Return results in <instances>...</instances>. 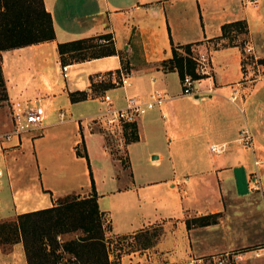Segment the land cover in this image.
Returning a JSON list of instances; mask_svg holds the SVG:
<instances>
[{"label":"crops","instance_id":"1","mask_svg":"<svg viewBox=\"0 0 264 264\" xmlns=\"http://www.w3.org/2000/svg\"><path fill=\"white\" fill-rule=\"evenodd\" d=\"M42 3L54 39L0 49V222L67 195L88 197L93 183L104 236L133 240L161 227L142 253L125 254L136 264H194L197 257L264 241V230H256L264 225L252 218L254 199L264 215V76L251 78L241 52L243 44L251 46L264 73V0ZM235 20L244 22L245 32L229 41L221 25ZM105 32L116 52L72 62L67 56L63 76L57 43ZM183 44L211 56V73L193 95L181 93L177 70L162 65L172 45ZM124 65L130 84L107 88L114 105H122L126 94L149 97L156 88L167 94L135 123L131 140L127 124L104 123L107 103L91 86L100 83L95 74ZM80 90L87 97L72 101L69 92ZM37 105L43 108L40 124L20 128L24 112ZM240 129L249 132V145L237 141ZM212 143L224 149L214 154ZM212 213L222 216L186 224ZM5 244L0 264H29L21 239Z\"/></svg>","mask_w":264,"mask_h":264},{"label":"trees","instance_id":"2","mask_svg":"<svg viewBox=\"0 0 264 264\" xmlns=\"http://www.w3.org/2000/svg\"><path fill=\"white\" fill-rule=\"evenodd\" d=\"M245 32L244 22L235 20L221 25V35L229 41L235 33ZM54 39L50 14L45 11L42 0H0V49ZM189 44L172 45L169 58L162 60L167 70H177L182 78L185 72L196 76L191 58L184 54ZM61 63L81 61L116 52L110 32L57 43ZM125 66V65H124ZM93 89L100 94L108 83L91 82ZM0 87L3 79L0 74ZM72 101L87 97L86 91L69 92ZM128 139L136 138L135 123L125 126ZM92 194L78 198L65 196L58 204L23 212L16 219L0 222V244L22 240L29 264H110L104 250V228L102 212L98 207L97 194L92 183ZM214 214V213H212ZM198 218L197 225L208 224V216ZM188 227L195 224L186 220ZM88 248L86 258L82 250ZM38 254H41L39 257ZM43 258V259H42Z\"/></svg>","mask_w":264,"mask_h":264},{"label":"built area","instance_id":"3","mask_svg":"<svg viewBox=\"0 0 264 264\" xmlns=\"http://www.w3.org/2000/svg\"><path fill=\"white\" fill-rule=\"evenodd\" d=\"M181 51L183 50L181 49ZM241 52L244 60L243 67L245 70H250L251 78L264 76V73H262V67L259 65L256 57L252 54L251 46L243 44L241 46ZM183 53L188 55L193 61L196 76H193L188 72L184 73L183 77L180 78L181 93L185 95H193L196 93L195 85L200 83L204 77L210 75L211 73V56L209 50L197 49L193 44L189 45V51H183ZM61 69L63 76H67L68 64L62 63ZM130 75L131 71L126 66H120L95 74L94 80L97 82L108 83L109 88L125 87L130 84ZM100 98L107 103V109L101 113L104 123L108 126L120 127L123 124L137 123L139 119L149 110L159 107L167 98V94L163 90L157 88L151 92L149 97L139 94H126L124 97V103L119 106L113 104L112 98L107 92V89L101 93ZM23 118L24 122H19L20 128L39 125L43 119L42 106L37 105L28 109L24 112ZM7 137H9V135H7ZM236 139L243 145H249L251 140L249 132L246 129H240ZM223 149V143H212L209 145V150L214 154L220 153ZM117 237V235L110 234L105 236V239H110L109 243L113 246L112 244L117 242ZM226 254L227 252L211 255L208 257V261H210L211 264H227L228 261L225 257H223ZM108 258L109 260H113V257H111L110 254H108ZM232 258L234 259L230 260H232L235 264H238V262L235 261L238 257L233 255ZM133 263L134 262H132L131 259H129L127 263H123V261H121V264Z\"/></svg>","mask_w":264,"mask_h":264},{"label":"rangeland","instance_id":"4","mask_svg":"<svg viewBox=\"0 0 264 264\" xmlns=\"http://www.w3.org/2000/svg\"><path fill=\"white\" fill-rule=\"evenodd\" d=\"M2 87H0V94H2ZM98 91V90H97ZM96 91L97 94H100ZM92 92H95L94 90ZM96 94V96H97ZM118 134H121V132H119ZM120 150V149H119ZM152 154H156V153H152ZM203 154L207 157L208 162H210L211 160V154L208 150H205V148H203ZM124 160V159H123ZM125 161V160H124ZM147 165L149 166V162L146 163H142V166L147 167ZM162 169L163 167H166V162H163V164L160 166ZM151 168V167H149ZM256 205V207L254 209L255 212L252 213L254 216L253 221H256V223H260L262 225H264V215L261 211L258 210L257 208V199H254L253 201ZM214 213L212 215L208 216L209 220H218L222 214L220 213ZM190 219L191 223L195 224L193 226H197V222H198V218L195 217H191L188 218ZM227 226V225H226ZM261 226V225H260ZM259 225H257L256 230L258 231H262L264 230L263 227H260ZM161 227H154L152 228L150 231L148 232H140L137 234V236L135 238H133V240H122L123 238L117 237V242H114L111 246L110 245V239H105L104 237V250L107 254H110L111 257H113V260H109L110 264H121V261H123V263H127L128 259L130 258L129 256H125L126 253H129L131 250H136L139 249L140 252L142 253V251L144 250V248L152 241L156 240V236L157 235H161ZM8 244V243H6ZM5 244V245H6ZM4 245V246H5ZM88 248H84L81 252H82V256L83 258H86V256L88 255ZM223 253V252H221ZM255 253H258L257 255H255ZM41 254H38L39 257H43L40 256ZM233 255H236L238 258L235 259L236 262H238V264H264V241H260L258 243H253L250 245H240L237 244L235 245L232 249L228 250L227 254L224 255L223 257L226 258V260L228 261L227 264H235L232 260L230 259H234L232 258ZM198 258V259H197ZM195 258L194 264H211L210 261H208V257H202L201 259H199V257ZM43 259V258H42ZM109 259V258H108ZM257 259V260H254ZM254 260V262L252 261ZM164 262H166V260H163ZM138 262H135V264ZM34 264H42L39 262H35ZM184 264H189V263H184ZM192 264V263H191Z\"/></svg>","mask_w":264,"mask_h":264},{"label":"water","instance_id":"5","mask_svg":"<svg viewBox=\"0 0 264 264\" xmlns=\"http://www.w3.org/2000/svg\"><path fill=\"white\" fill-rule=\"evenodd\" d=\"M156 154H153V156H155Z\"/></svg>","mask_w":264,"mask_h":264}]
</instances>
